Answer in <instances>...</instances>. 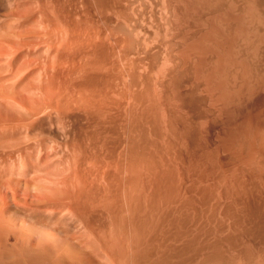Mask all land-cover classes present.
Instances as JSON below:
<instances>
[{"label":"rangeland","instance_id":"1","mask_svg":"<svg viewBox=\"0 0 264 264\" xmlns=\"http://www.w3.org/2000/svg\"><path fill=\"white\" fill-rule=\"evenodd\" d=\"M0 58V264H264V0H0Z\"/></svg>","mask_w":264,"mask_h":264},{"label":"bare ground","instance_id":"2","mask_svg":"<svg viewBox=\"0 0 264 264\" xmlns=\"http://www.w3.org/2000/svg\"><path fill=\"white\" fill-rule=\"evenodd\" d=\"M25 24H26V23H25ZM25 24L22 23L21 25H24V26H25ZM19 25H20V24H19ZM21 25H20V26H21ZM17 26H18V25H17ZM10 27H11V26H10ZM7 34H9V33H7ZM18 49H19V48H18ZM18 49L14 50V51L17 52ZM26 50H27V49H26ZM26 50H23L24 52H23V51H20V52H23V53H21V54H24ZM14 51H10L11 53L9 52L11 55H8V56L6 55L7 57L4 59V64H3V62L1 61V63H2L1 65H5V66L8 67V73H7V74L5 73L7 67H5L6 69H4V67H2V68L5 70V72H4L3 74L1 73V74L3 75V77H4L5 75L7 76V75H9V74L12 75V74L14 73L13 71H15V70H14V69H15L14 67H16V66L19 65L18 63H21L20 65H22V66L24 67V64H22V62H23V61H26V60L23 59V58H25V56L22 55L23 58L20 57V56L17 57L18 54L20 55L19 51L17 52V54L14 53V54L12 55V53H13ZM28 51H29V50H28ZM9 53H8V54H9ZM26 53H28V52L26 51ZM31 53L33 54V52H29L28 55L31 56V55H32ZM15 55H17V56H15ZM26 55H27V54H26ZM28 55L26 56V59L28 58L26 63L29 62V64H30V61H31V60L28 61V60L30 59V58L28 57ZM34 55H35V54H34ZM34 55H33V56H34ZM9 56H10V57H9ZM4 57H5V56H4ZM4 57H3V58H4ZM1 58H2V57H1ZM1 58H0V59H1ZM6 59H7V60H6ZM5 60L8 62L7 65H6V63H5ZM32 61H33V59H32ZM32 61H31V62H32ZM24 63H25V62H24ZM17 64H18V65H17ZM32 64H33V62H32ZM27 66H32V65H31V64H30V65L27 64ZM44 66H45V65H44ZM25 67H26V66H25ZM42 67H43V65H42ZM21 68H22V67H21ZM29 68H30V67H29ZM16 69H17V67H16ZM18 69H19V70H18ZM18 69H17V71H15L16 76L18 75L17 78L20 77L19 75L23 74L22 71H24L25 69L29 71L28 68H25V69L23 68L24 70L22 69V71H20V70H21L20 67H19ZM4 70H2V69L0 68V72H1V71L3 72ZM34 71L36 72L37 70H34ZM45 71H46V70H45ZM19 72H22V73L18 74ZM24 72H25V71H24ZM32 72H33V69L30 71V73H32ZM30 73H29V74H30ZM33 73H34V72H33ZM33 73H32V74H33ZM44 73H46V72H44ZM1 74H0V76H1V78H2V75H1ZM15 74H14V76H10V77H12V78L15 77ZM26 74H27V72L23 74V75H24L23 77L21 76V77L24 78V79H22L21 77L18 78V79H16V80H17V84H15L16 81H15V79H14V81H12L13 83L11 82L12 85H9V86H10V89H9V90H12V87H11V86H13V85H17V86H16V87H18L17 90L20 89V88L22 87V84L20 85L21 87L18 86V85L20 84L19 81H21L20 79L24 80V83H25L26 81H28L27 79L30 78V77H29V78L26 77V76L29 75V74H28V75H26ZM46 74H47V73H46ZM30 75H31V74H30ZM30 75H29V76H30ZM6 76H5V77H6ZM5 77H4V78H5ZM10 77L8 76L7 79H8V80H11V79H9ZM31 77H32V75H31ZM1 78H0V80H1ZM4 78H3V79H4ZM7 79H6V81H8ZM30 79H31V78H30ZM4 80H5V79H4ZM18 80H19V81H18ZM6 81H5V82H6ZM29 81H30V80H29ZM0 82H1V83L3 82V84H6V83H4L3 80L0 81ZM11 83H8V84H11ZM18 83H19V84H18ZM21 83H23V81H21ZM26 83H28V82H26ZM29 83H30V82H29ZM43 83H44V80H43ZM39 84H40V83H39ZM1 85H2V84H1ZM25 85H27V84H25ZM7 87H8V86H7ZM24 87L26 88V86L23 85V88H21V89H24ZM2 89H5V88H3V87L0 86V94H2V93H1V90H2ZM13 89H14V90H12V92H15V90H16V89H15V86H13ZM2 91H5V90H2ZM9 92H10V91H8V94H6V93H5V94H6V95H10ZM12 92H11V93H12ZM18 93L20 94L21 91L18 92ZM15 94H16V93H15ZM1 96H3V95H0V101H3V100L5 101V99L7 100V98H8V96H6L7 98H5V96H4V98H2ZM13 96H14V94H13ZM16 96H17V95H16ZM14 97H15V96H14ZM1 99H2V100H1ZM10 100H11V102H9ZM13 100H14V99H12V96H11V98L7 101V103L9 102L8 104H10V105H8V106H13V105H14L16 108L19 107V106H18V101H14V102H17V103H14V102H12ZM15 100H16V99H15ZM41 100H42V99H41ZM4 101H3V103H4ZM0 103H1V102H0ZM7 103H4V104L7 105ZM11 103H12V104L14 103V104L11 105ZM15 104H16L17 106H16ZM34 104H36L35 101H34ZM2 105H3V104H2ZM2 105H1V106H2ZM6 105H5V106H6ZM19 105L21 106V107H19V109H24V108L26 107L25 105H23V106H25V107H23L21 104H19ZM14 106H13V108H15ZM13 108H12V109H13ZM7 109H8V107H7ZM5 110H6V109H5ZM14 110H15V109H14ZM26 110H28V109L26 108ZM2 111H3V110H2ZM18 111H19V110H18ZM21 111H22V110H21ZM3 112H5V111H3ZM8 112H10V109H9ZM43 112H44V111H43ZM46 113H47V112H44V113H42V115H43V114H46ZM9 114H10V113H9ZM20 114H21L22 117L30 116L29 112H27V111L24 112V113H20ZM20 114H19V115H20ZM31 114H32V113H31ZM2 115H7V114H4V113H3ZM10 115H11V114H10ZM32 115H33V114H32ZM35 115H36V113H35ZM38 115H40V113H39ZM11 116H12V115H11ZM11 116H10V117H11ZM33 116H34V115H33ZM1 117H2V116H1ZM15 117H17V116H15ZM19 117H20V116H19ZM34 117H35V116H34ZM34 117H31V118H34ZM37 117H38V116H37ZM37 117H35V118H37ZM39 117H40V116H39ZM39 117H38V118H39ZM42 117H45V115H43ZM50 117H51V116H50ZM13 118H14V117H13ZM20 118H21V117H20ZM20 118H19V119H20ZM31 118H30V119H31ZM35 118H34V119H35ZM38 118H37V119H38ZM14 119H15V118H14ZM17 119H18V118H16L15 120H17ZM27 119H28V117H27ZM37 119H36V120H37ZM42 119H43V118H42ZM10 120H11V119H10ZM15 120H13V122H14ZM20 120H21V119H20ZM23 120H24V118H23ZM31 120H32V119H31ZM36 120H35V121H36ZM39 120H40V119H38V122H39ZM45 120H46V118H45ZM3 121H4V118L2 117V120L0 119V127H1L0 130L2 131V134H1V132H0V137L3 136V138L6 139V138H7V135L10 134L11 130L14 129L15 127L13 126L14 124L11 125L12 128H11V130H10V129H9L10 126L8 127V126L6 125V124H9L10 121H8L7 118H6V122L8 121V123H6V122L4 121V122L6 123V124H4V125H6L7 128H8V130H10V132L8 131V132L6 133V132H4V130H3V129H6V126H5V128L2 129V126H4V125L1 124V123H3ZM28 121H30V120L28 119ZM32 121H33V120H32ZM35 121L32 122V123H36V122H37V121H36V122H35ZM42 121H43V120H42ZM11 122H12V120H11ZM13 122H12V123H13ZM15 122H16V121H15ZM18 122L20 123L19 120H18ZM18 122H16V124H17ZM22 122H23V121H22ZM25 123H26V120H25ZM25 123H22V124L20 123V124H21V125H19L20 127H19L18 124H17L18 128L21 129V128H22L21 126H22V125H25ZM27 123L29 124V123H31V122H27ZM32 123H31V124H32ZM40 123L42 124V122H40ZM38 124H39V123H37V125H38ZM43 124H44V122H43ZM1 125H2V126H1ZM9 125H10V124H9ZM29 125H30V124H29ZM15 126H16V125H15ZM17 126H16V127H17ZM35 126H36V125H35ZM35 126H34V127H35ZM39 126H40V125H39ZM28 127H29V126H28ZM34 127H33V128H34ZM40 127H41V126H40ZM45 127H46V126H45ZM29 128H31L30 131L32 132V130H33L32 125H31V127H29ZM43 128H44V126H43ZM16 129H17V128H16ZM16 129L13 130L14 133H15ZM27 129H28V128H27ZM36 129H38V127H37ZM44 129H45V128H44ZM6 130H7V129H6ZM6 130H5V131H6ZM34 130H35V128H34ZM34 130H33V132H34ZM38 130H39V129H38ZM3 132H4V133H3ZM28 132H29V131H28ZM28 132L26 131L25 133L28 135ZM38 132H39V131H38ZM11 133H12V132H11ZM40 133H41V132H40ZM3 134H5V135H3ZM6 134H7V135H6ZM29 134H30V133H29ZM1 135H2V136H1ZM16 135H17V134H16ZM16 135L14 134V137H16ZM12 136H13V135H12ZM12 136H11V134L8 135V137H11V138H12ZM14 137H13V139H15ZM17 137H19V136H17ZM17 137H16V138H17ZM3 138H2V139H3ZM7 139H10V138H7ZM13 139H10V140H11V141H14ZM23 139H24V137H23ZM26 139H27V137H25V140H26ZM15 140H17V139H15ZM20 140H21V138L19 137V141H20ZM27 140H28V139H27ZM27 140H26V141H27ZM16 142H17V141H16ZM27 142H28V141H27ZM17 143H18V142H17ZM17 149H19V147L16 148V151H15V150H14V151L17 152V151H18ZM23 149H24V148H23ZM28 149H29V148H27V150H28ZM11 150H12V149H11ZM19 150H20V149H19ZM25 150H26V148H25ZM5 151H7V150H4V153H2V155L5 154ZM9 151H10V150H9ZM9 151H8V152H9ZM14 151L12 150V153H13ZM20 151H22V148H21ZM20 151H18V152H20ZM29 151H30V150H28L27 152L25 151V157H26V155H27V156H30V152H31V151H30V152H29ZM8 152H7V155H8V156L6 155L7 159H8V157H9V154H12V153H8ZM10 152H11V151H10ZM18 152H17V153H18ZM28 152H29V155H28ZM17 153H16V154H17ZM26 153H27V154H26ZM16 154H15L13 157H15ZM21 154H22V152H21ZM34 154H35V153H32V156H33ZM2 155L0 154L1 158H2L3 156L5 157V155H3V156H2ZM17 155H18V154H17ZM37 155H38V154H37ZM11 156H12V155H10L9 158H11ZM4 157H3V158H4ZM17 157H18V156H17ZM17 157H15L13 160H11L12 163H15V164L18 165V162H19V161H16V160H19V159L21 158L20 160H21L23 166L20 164L21 162H19V165H18V166H17V165L13 166V164H11V162L7 161L8 163L11 164V165H9V164L7 163V164L11 167V170H10V167L7 168V169H9L10 171L13 170V171L15 172V170H16L19 166H21V167H19V170H17V172H18V171H20V172L17 173L16 175H19V176H21V175L26 176V181H28V179H27L28 172H31V171H27V172L25 173V172H24V171H25L24 169L26 168V166H28V167H27L28 169L31 167V166H30L31 163H30V161H29L30 158L27 157V158H29V159H28V161H29V163H30V165H29L28 161L26 162V160L24 159V158H25L24 156L19 155V159H17ZM30 157H31V156H30ZM34 157H35V158H34ZM36 157H37V156L34 155L32 158H34V159L36 160ZM38 157H39V156H38ZM1 158H0V159H1ZM3 158H2V160H3ZM39 158H40V157H39ZM39 158L37 159V161H38V162H41V161H40L41 159H39ZM11 159H12V158H11ZM2 160H1V162H2ZM8 160H9V159H8ZM14 160H15L17 163H16ZM24 160H25V162L23 163ZM30 160H31V159H30ZM3 161H4V162H2V163L0 162V163H1L0 165H1V166H2L3 163H4L3 165L6 164V162H5V158H4ZM13 161H14V162H13ZM31 161H34V160H31ZM38 162H37V164H38ZM26 163H28V164L26 165ZM41 163H42V162H41ZM41 163H39L38 165H40ZM12 166H13V168L16 167V169H13ZM40 166H42V165H40ZM3 167H4V166H3ZM3 167H2V168H3ZM6 167H7V166H6ZM6 167H5V168H6ZM0 168H1V167H0ZM5 168H3V170H4ZM23 168H24V169H23ZM27 168H26V169H27ZM52 168H53V167H52ZM21 169H23L24 171L21 170ZM28 169H27V170H28ZM40 169H42V168H40ZM9 170H8V171L6 170V171H7L6 174H8V175H9L8 172H10ZM30 170H31V168H30ZM46 170H47V168H46ZM13 171L11 172L12 175H14V174L16 173V172L14 173ZM39 171L41 172L42 170H39ZM43 171H44V169H43ZM43 171H42V172H43ZM4 172H5V171H4ZM21 172H22V173H21ZM23 172H24V173H23ZM46 172H47V171H46ZM48 172H49V171H48ZM48 172H47V173H48ZM13 173H14V174H13ZM0 174L2 175L3 173H0ZM25 174H26V175H25ZM8 175H7V176H8ZM29 175H31V174H29ZM2 176H3V175H2ZM2 176H1V178H2ZM4 176H5V174H4ZM4 176H3V178H4ZM9 176L12 177L11 174H10ZM9 176H8V177H9ZM36 177H37V176H36ZM5 178H6V176H5ZM36 180H37V178H36ZM0 181H1V179H0ZM37 252H38V251H37ZM33 253H35V252H33ZM32 256H33V255H32ZM34 256H36V255H34ZM38 256H39V255H38Z\"/></svg>","mask_w":264,"mask_h":264}]
</instances>
